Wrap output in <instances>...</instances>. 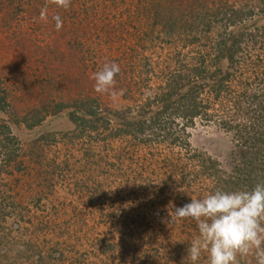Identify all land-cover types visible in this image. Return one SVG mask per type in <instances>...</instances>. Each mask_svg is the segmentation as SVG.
Listing matches in <instances>:
<instances>
[{"label":"rangeland","instance_id":"rangeland-1","mask_svg":"<svg viewBox=\"0 0 264 264\" xmlns=\"http://www.w3.org/2000/svg\"><path fill=\"white\" fill-rule=\"evenodd\" d=\"M228 1L248 2L252 19L264 25V0ZM45 3L0 0V78L11 103L0 116L20 143L24 165L2 176L0 264H38V254L42 264H190L195 221L169 226L166 220L191 196L201 198L197 187L206 182L169 188L156 161L164 145L76 136L67 111L77 96H99L110 107L145 98L176 66V52L180 59L203 52L222 26L190 29L174 0H71L68 9L49 5L47 22L39 19ZM56 14L63 21L59 31ZM169 15L177 17L173 28ZM105 62L121 71L114 89L99 94L92 75ZM128 89L135 98L124 96ZM58 103L66 107L58 110ZM34 111L46 113L29 126ZM186 137L191 148L227 166L231 133L215 120L197 119ZM197 264H207L206 254Z\"/></svg>","mask_w":264,"mask_h":264},{"label":"trees","instance_id":"trees-1","mask_svg":"<svg viewBox=\"0 0 264 264\" xmlns=\"http://www.w3.org/2000/svg\"><path fill=\"white\" fill-rule=\"evenodd\" d=\"M174 1L177 17L182 15L180 19L190 29L202 25L207 31L220 23L215 41L207 40L203 52L187 54L184 59L176 52V66L165 71L163 83L153 92L145 98H135L130 89L123 93L135 98L134 103L110 107L99 96H77L67 111L74 124L72 133H97L103 139L127 136L150 147L164 145L156 161L165 176L162 182L169 188L191 190L198 178L206 182L197 187L201 198L217 189L251 190L264 182V25L258 18L252 19L254 9L248 2ZM173 17H166L172 28L177 19ZM252 48L261 51L251 53ZM58 104V110L66 107V103ZM10 106L0 78V113ZM45 113L32 112L35 120L28 125L39 123ZM197 119L215 120L231 133L233 150L226 167L219 159L191 148L186 130ZM22 155L17 137L0 116V186L3 173L24 167L19 159ZM112 245L114 242L106 246ZM38 257L36 261L42 264L45 257ZM249 261L255 264L253 257L242 258L239 264Z\"/></svg>","mask_w":264,"mask_h":264},{"label":"clouds","instance_id":"clouds-1","mask_svg":"<svg viewBox=\"0 0 264 264\" xmlns=\"http://www.w3.org/2000/svg\"><path fill=\"white\" fill-rule=\"evenodd\" d=\"M70 4L71 0H46L39 19L47 22L49 5L68 9ZM52 19L56 30H61L60 15ZM120 71L119 64L105 62L92 75L95 92L106 94L114 89ZM169 216V226L185 219L196 222L198 238L187 248L190 264H197L203 254L207 264H239L240 259L247 257H253L255 264H264V182L251 190L217 189L203 198L191 196L190 203L175 208Z\"/></svg>","mask_w":264,"mask_h":264}]
</instances>
